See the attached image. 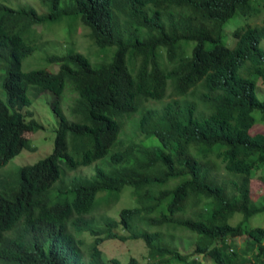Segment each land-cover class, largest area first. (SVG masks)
Returning a JSON list of instances; mask_svg holds the SVG:
<instances>
[{
  "label": "trees",
  "instance_id": "trees-1",
  "mask_svg": "<svg viewBox=\"0 0 264 264\" xmlns=\"http://www.w3.org/2000/svg\"><path fill=\"white\" fill-rule=\"evenodd\" d=\"M256 1L0 0V168L35 150L25 133L45 126L25 109L44 92L55 118L52 151L0 180V264H120L103 256L107 239H142L145 264H264V227L250 223L264 212V194L251 196L264 132L239 120H264ZM236 14L249 21L228 45ZM63 16L64 49L50 43L45 65L24 69L46 45L37 27ZM79 25L94 55L77 48ZM87 165L91 176L69 174ZM127 191L135 204L112 215Z\"/></svg>",
  "mask_w": 264,
  "mask_h": 264
},
{
  "label": "rangeland",
  "instance_id": "rangeland-1",
  "mask_svg": "<svg viewBox=\"0 0 264 264\" xmlns=\"http://www.w3.org/2000/svg\"><path fill=\"white\" fill-rule=\"evenodd\" d=\"M262 2V0H260ZM32 3V2H30ZM37 6V3H32ZM253 6L256 8L258 2L256 0H252ZM264 16V12L260 13L256 16L252 22L260 23ZM249 16L248 15H235L230 21L224 24V42L226 44L233 43L232 32L237 27V25H244L248 23ZM68 25L67 17L63 16L57 20H46L44 21L37 29V34L41 35L38 43L45 42L42 48V51H38L33 56L26 57L23 61V68H38L45 65V61L43 57L45 53L43 49H47L53 51V45H49L50 43L58 45V50L64 49V28ZM89 30L87 27L83 25H79L78 30L75 34H73V39L77 45V48L85 53V54H95L96 47L91 42L88 36ZM44 39V40H43ZM47 41V42H46ZM37 65V66H36ZM50 69L54 68V66H49ZM259 91L258 95L264 96V83L259 81ZM75 94L71 92L70 88H67L65 91V100L63 101L64 108L67 107L69 109V105H71ZM171 98V97H170ZM170 98H166L164 100L153 102L152 104L155 106H161L165 101ZM50 95L48 92L42 93L37 99H35L31 107L25 109L26 111H32L34 117L41 123L44 124L45 128L40 129L36 132H26L25 136L31 139L32 144L36 147L35 150H27L24 149L20 154L15 156L10 162H8L5 166L0 168V180L8 177V175H12L9 179L14 177V173L20 165L31 164L36 162L37 160L48 155L53 147H54V139H55V118L50 106ZM66 110V108H65ZM66 112L68 113L69 110ZM243 127H252L250 128L252 132L263 131L264 132V120L260 112H253L252 114H245L239 117ZM71 175H89L93 174V167L91 165L82 166L78 168L77 171L73 173H69ZM264 174V164L258 166L256 169L252 171V192L251 196L254 200H257L262 194H264V184L260 179V176ZM13 180V179H12ZM131 189V187H125V190ZM122 199L115 204L114 211L111 213L112 215L118 216L119 210L124 206H133V197L129 191L126 194L121 195ZM100 211H96L92 215L98 216ZM240 216H237L234 219V222H237ZM250 223L252 226H263L264 227V212L257 213L256 215L250 218ZM123 234H128V232H123ZM189 236L188 234H186ZM190 237V236H189ZM246 239V236L236 237L234 239L235 243L238 247L241 248L242 243ZM90 241L91 238L88 237ZM180 243L183 244L182 249L184 253H188L192 250V247L185 246L186 241L180 239ZM239 248V249H240ZM101 249L103 256L105 259L117 258L120 261V264H129V260L131 258L136 259L139 263L145 264L148 261L147 257V248L145 242L142 239H128L126 241H121L118 239H107L101 244ZM193 256H191L192 258ZM198 259H202L203 263L212 264L210 260H206L202 256H198Z\"/></svg>",
  "mask_w": 264,
  "mask_h": 264
}]
</instances>
